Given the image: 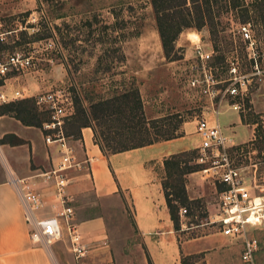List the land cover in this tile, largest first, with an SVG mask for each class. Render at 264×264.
<instances>
[{"label": "rangeland", "instance_id": "374dc122", "mask_svg": "<svg viewBox=\"0 0 264 264\" xmlns=\"http://www.w3.org/2000/svg\"><path fill=\"white\" fill-rule=\"evenodd\" d=\"M224 8L221 4L213 5L216 31L212 33L207 24L184 28L175 39V49L166 57L151 0H0V56L13 52L31 56L29 69L15 70L8 75L16 82L15 89L26 97L61 87L72 99L77 96L88 107L100 96H111L115 91L134 85L141 87L144 116L164 115L159 122L163 129L173 130L177 126V134L189 135V148L182 151L194 156L181 158L192 164L197 163L195 119L200 115L208 118L207 113H202L207 107L193 100L195 92L185 88L184 75H178L192 58L191 40L200 37L201 42L214 49L211 64L214 76L220 80L216 84L218 88L228 82L229 61L234 62L239 75L247 77V90L242 98L225 95L219 113L210 115L221 128L227 127L225 130L233 140L226 147L229 164L240 168L248 183L263 185L264 189L263 34L253 16V6L248 22H239L236 8ZM241 23L248 27L249 38H241ZM175 55L180 57L171 59ZM233 100L240 101L238 109L227 106L226 103ZM112 106L119 110V102ZM121 106L128 113L127 105L122 102ZM185 122L187 130L182 127ZM76 123L69 119L66 128L73 130ZM110 124L123 127L124 123L123 119H116ZM254 137L256 139L250 142ZM182 142L176 140L172 145ZM204 175L199 169L182 175L189 198L179 206V225L174 227L180 256L189 255L191 264H204L207 250L214 258L222 255L221 264H264V224L246 230L256 238L257 245L251 261H242L240 238L220 234L213 220L214 190L220 184L215 176ZM174 177L180 182L178 174ZM183 206L187 207L186 215H181ZM103 207L110 257L94 263L88 260V264H147L137 242L140 236L131 224L129 207L124 210L118 196L107 198ZM211 238H216L215 242H211ZM47 246L60 264H77L64 240ZM202 246L207 249H201Z\"/></svg>", "mask_w": 264, "mask_h": 264}, {"label": "crops", "instance_id": "0c3cea01", "mask_svg": "<svg viewBox=\"0 0 264 264\" xmlns=\"http://www.w3.org/2000/svg\"><path fill=\"white\" fill-rule=\"evenodd\" d=\"M6 82L8 88H15L16 82L12 78L8 77ZM183 86L187 88L184 81ZM3 87L0 80V89ZM138 90L140 93L141 87ZM193 96L194 101L198 100L196 94L193 93ZM24 98L27 97L10 101ZM203 113H207L209 120L214 122L210 110ZM69 119L70 116L66 124ZM237 122L240 123L238 117ZM187 124L182 125L185 130ZM76 127L68 134L81 167L67 171L68 183L63 195L73 206V220L82 240L89 243L85 253L88 255L82 257V262L88 264V260H93L94 263L110 257L103 205L107 198L118 196L124 210L127 206L130 209L131 224L140 236L137 242L147 264H182L180 243L162 188L165 174L163 160L172 153L189 148V135L180 133L138 147L104 152L95 140L90 125ZM222 128L228 133L227 127ZM6 134L9 136L4 139ZM176 140L183 142L172 145ZM60 157L58 146L45 141L42 123L23 122L10 112H0V264H60L57 258L52 257L47 245L30 239V226L25 221L20 197L9 181L13 175L26 177L40 193L43 202L38 215H51L61 203L56 196L54 181L40 173L55 167ZM211 240L215 242L216 238ZM201 249L207 248L202 246ZM211 254L206 250L203 257L205 264L222 263V255L214 258Z\"/></svg>", "mask_w": 264, "mask_h": 264}, {"label": "built area", "instance_id": "2783aa9c", "mask_svg": "<svg viewBox=\"0 0 264 264\" xmlns=\"http://www.w3.org/2000/svg\"><path fill=\"white\" fill-rule=\"evenodd\" d=\"M241 38H249L248 27L239 25ZM0 38L1 35H0ZM193 44L192 58L183 68V80L189 90L197 95L199 104L207 107L206 111L218 114L224 103L225 95L230 98L241 97L247 90V77L239 75L236 65L229 61L227 68V84L221 89L216 85L220 80L214 76L211 64L214 49L211 45L197 40ZM186 59H188L186 57ZM32 65L31 56L13 52L0 56V80L3 88L0 89V103L16 98L25 97L18 89L8 88L6 80L12 71H24ZM257 71V70H256ZM34 101L40 110L46 111L48 117L42 122L44 139L48 143L58 146L61 157L58 164L44 172L46 179L53 180L56 196L61 206L53 214L39 216L38 211L43 202L40 193L34 189L33 183L26 177L10 176L9 181L16 188L23 206L25 221L30 226L29 236L33 242L45 245L56 240H64L73 253L77 264H84L89 243L82 240V236L73 220V206L66 201L63 195L64 187L68 183L67 171L71 168L81 167L73 146L70 144V135L66 132L67 118L73 112L72 96L63 88L46 89L33 95ZM233 109L240 107V101L233 100L226 103ZM203 113V112H202ZM204 114V113H203ZM195 132L198 135L197 163H208L199 169L204 176H215L220 187L216 190V211L214 222L218 225V232L224 236L240 238L239 257L242 261L250 262L255 251L256 238L247 234L251 226L264 224V189L263 185L250 184L241 174L240 168L229 164L226 147L231 144V137L224 132L217 122H211L203 115L195 119ZM181 215L187 212L183 206Z\"/></svg>", "mask_w": 264, "mask_h": 264}, {"label": "trees", "instance_id": "16d2710c", "mask_svg": "<svg viewBox=\"0 0 264 264\" xmlns=\"http://www.w3.org/2000/svg\"><path fill=\"white\" fill-rule=\"evenodd\" d=\"M254 2L253 0H151L164 55L170 57V52L175 49V39L184 28H199L207 24L212 33L216 31L213 5L217 4L223 5L224 9L226 7L236 8L239 22H248L251 19V7L253 6L255 8L253 16H255L261 27L264 40V0H254ZM221 8L222 6L219 7V9ZM178 57L180 56L175 55L171 59ZM34 102L33 97L10 101L0 105V112H10L23 122L40 125L43 120L47 119L48 115L46 111L38 110V106ZM118 102L119 110L112 106ZM122 102L127 105L128 113H125V108L121 106ZM73 104L74 108L70 119L78 122L76 126L90 125L95 140L104 152L121 151L179 135L175 132L177 126L173 130L163 129L160 126L159 122L164 119V115L155 118L144 116L142 100L136 85L129 89L124 88L115 91L111 96H100L97 100L89 103L88 107H85L77 96L73 99ZM113 114H116V116ZM116 119H123V127L110 124ZM75 127L73 130H75ZM150 127L154 130L149 129ZM71 131L67 129L66 132L71 133ZM8 136L6 134L4 139H7ZM255 139L256 137L249 141L253 142ZM184 155H187L188 158L194 156L188 151H179L170 154L163 160L165 174L162 179V188L175 228H178L179 225V206L189 198L186 194L182 175L198 170L204 164H187L186 159L181 158ZM181 162H184L183 165H181ZM177 174L180 176V182L174 177ZM188 256L181 254L182 264H191Z\"/></svg>", "mask_w": 264, "mask_h": 264}]
</instances>
